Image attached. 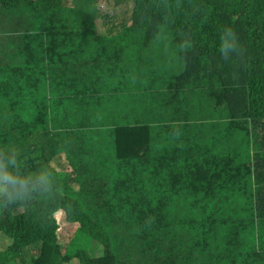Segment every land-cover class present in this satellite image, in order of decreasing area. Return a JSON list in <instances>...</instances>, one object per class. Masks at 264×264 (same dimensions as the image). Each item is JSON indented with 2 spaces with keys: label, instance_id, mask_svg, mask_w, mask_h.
<instances>
[{
  "label": "trees",
  "instance_id": "16d2710c",
  "mask_svg": "<svg viewBox=\"0 0 264 264\" xmlns=\"http://www.w3.org/2000/svg\"><path fill=\"white\" fill-rule=\"evenodd\" d=\"M115 1L0 0V264H264V0Z\"/></svg>",
  "mask_w": 264,
  "mask_h": 264
},
{
  "label": "rangeland",
  "instance_id": "374dc122",
  "mask_svg": "<svg viewBox=\"0 0 264 264\" xmlns=\"http://www.w3.org/2000/svg\"><path fill=\"white\" fill-rule=\"evenodd\" d=\"M97 4H93L92 8L89 11V17L91 25L90 27L92 29H95L96 32H99L101 34L106 35L107 34V27L106 24H104V19H102L103 14H108L111 18H114L115 22H121L120 21V15L123 13L124 7L122 4H117L115 0H96ZM116 44V43H114ZM137 53V52H136ZM146 62V61H144ZM127 67H132V65H128ZM132 82L131 84H136L135 87H137L138 81H139V75L136 73V70L133 74L129 75ZM131 84L124 85V88H131ZM98 93H100L98 91ZM52 96H55V93L53 92ZM54 100V98H53ZM111 109L113 113H123L124 110L122 109L123 106L119 102V98H111L110 99ZM126 116V115H125ZM112 125H115L113 123ZM55 166V164L53 163ZM65 241L62 242V246L67 247L68 252H75L76 249H87L90 253V255L94 258H97L103 254L102 248L100 246H94V243H91V239H87L85 236V233L78 230L75 232L73 236L72 230H67V236ZM91 243V245H90ZM4 246L3 238L0 239V247ZM91 246V247H90ZM73 263V262H72Z\"/></svg>",
  "mask_w": 264,
  "mask_h": 264
},
{
  "label": "clouds",
  "instance_id": "9594fccd",
  "mask_svg": "<svg viewBox=\"0 0 264 264\" xmlns=\"http://www.w3.org/2000/svg\"><path fill=\"white\" fill-rule=\"evenodd\" d=\"M229 42L221 47L224 56L230 55L236 50L235 37L230 30H226ZM51 177L43 170L34 176L21 175L19 172H12L8 167L0 168V206L28 202L31 192L47 194L55 189L50 183Z\"/></svg>",
  "mask_w": 264,
  "mask_h": 264
}]
</instances>
